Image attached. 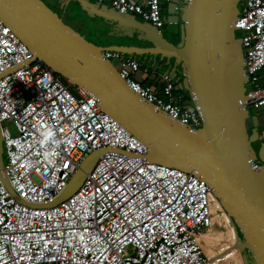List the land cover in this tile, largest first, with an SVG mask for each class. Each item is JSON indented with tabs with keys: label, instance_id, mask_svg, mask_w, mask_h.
Masks as SVG:
<instances>
[{
	"label": "built area",
	"instance_id": "built-area-1",
	"mask_svg": "<svg viewBox=\"0 0 264 264\" xmlns=\"http://www.w3.org/2000/svg\"><path fill=\"white\" fill-rule=\"evenodd\" d=\"M162 29V0H98ZM170 1V0H169ZM236 23L245 58L248 107L264 109V0H239ZM127 85L192 129L201 112L184 103L167 74L159 90L136 78L135 56L104 50ZM10 71V72H9ZM2 74H6L1 76ZM0 127L5 173L0 176V264H211L198 237L212 228L214 196L200 176L149 162L148 148L115 120L83 86L72 93L0 19ZM186 105L191 107L186 108ZM12 122L16 132L7 125ZM52 128L58 146L51 162L41 132ZM107 151L76 193L52 207L82 161Z\"/></svg>",
	"mask_w": 264,
	"mask_h": 264
},
{
	"label": "water",
	"instance_id": "water-1",
	"mask_svg": "<svg viewBox=\"0 0 264 264\" xmlns=\"http://www.w3.org/2000/svg\"><path fill=\"white\" fill-rule=\"evenodd\" d=\"M54 1H63L65 10L75 2L85 13L111 21L115 33L135 34L151 45L98 44L67 24L45 0H0V19L28 46L33 60L44 62L72 93L78 96L69 80L93 94L147 146L149 162L204 179L241 234L236 247L243 264H264V140L254 129L262 126L260 117L248 107L245 58L236 26L239 0H170V15L164 18L179 25L177 43L165 37L163 28L134 14L92 6L89 0ZM104 50L159 57L163 64L177 60L183 79L177 72L171 77L177 89L188 90L201 112L202 126L192 129L142 98L121 78L118 60L106 58ZM107 151L125 153L93 151L64 190L41 207L58 205L76 193ZM4 168L0 127V176L13 196L26 204L9 184Z\"/></svg>",
	"mask_w": 264,
	"mask_h": 264
},
{
	"label": "crops",
	"instance_id": "crops-1",
	"mask_svg": "<svg viewBox=\"0 0 264 264\" xmlns=\"http://www.w3.org/2000/svg\"><path fill=\"white\" fill-rule=\"evenodd\" d=\"M90 4L92 6L100 5L103 8L112 7L108 2H99L98 0H89ZM169 0H162V13L164 16H169ZM75 7V2H72L69 4L68 8ZM66 9V10H67ZM65 10V8H64ZM65 10V11H66ZM76 15L77 20H73V28L77 31H79L81 34H83L86 38H88L91 41H94L98 44L102 45H127V46H150L151 44L143 39H141L139 36L135 34H119L115 33L114 30L116 29V26L109 20H106L104 18H101L100 16L95 15H87V13ZM73 16L75 18V14L73 13ZM139 17V16H137ZM141 19V18H140ZM142 20V19H141ZM164 35L165 37L176 43V41H179V25L178 24H172V23H165L164 27ZM166 32V34H165ZM129 56H138V55H130ZM143 56L140 59L141 64L146 63L149 61L150 55H141ZM138 59V58H137ZM155 59V57H154ZM158 63L155 65L152 63L151 67L152 69L148 71L146 67H141V69L136 73V78L141 81L143 84L151 86L153 89L159 90L163 84V77L164 75H168L171 77L172 72H177V76L183 77V73L179 70L181 67L176 68L177 60L172 59L165 64H163L160 61V58L157 57ZM161 62V63H160ZM143 66V65H142ZM175 70V71H174ZM176 81V78L174 79ZM177 82V81H176ZM188 95H190L188 93ZM260 114L262 115L260 117ZM259 117L261 118V125L264 127V109H262L260 112H258ZM260 137L264 139V130L260 133ZM200 239V238H199Z\"/></svg>",
	"mask_w": 264,
	"mask_h": 264
},
{
	"label": "rangeland",
	"instance_id": "rangeland-1",
	"mask_svg": "<svg viewBox=\"0 0 264 264\" xmlns=\"http://www.w3.org/2000/svg\"><path fill=\"white\" fill-rule=\"evenodd\" d=\"M138 18L140 19V17H138ZM165 34H166V32H165ZM177 42L178 41H176V43ZM150 60H152V59H150ZM249 108L252 111H254L251 107H249ZM254 112H256V111H254ZM261 116L262 115L260 114V117ZM7 125H8V127H9V129H10V131L12 133H15L16 132V128H15V126H14V124L12 122H8ZM254 129L258 133H261V132H263L264 127L261 126L260 128H254ZM3 155H4V162H6L4 149H3ZM209 207H210V210L212 212V215L215 217V219L213 220L212 228L210 229L211 233L212 234H216V235L223 234L224 237H226L228 239H234L235 236L232 233H234V231H236L235 233H236V238L237 239L234 242L235 244H234L233 248L236 247L237 246L236 243H238V237H240L241 234L238 233L237 226L234 223L233 219L232 218L231 219L229 218V216L224 211V208H223L222 204L220 203V201L217 198H215V195L212 197V200H211V202L209 204ZM205 239H206L205 236H201L200 237V242L204 244ZM226 252H229V250H227ZM206 253L208 255V251L207 250H206ZM243 254L246 256V258H248L249 257V250H245L243 252ZM239 257H240V251L238 253L236 252L235 255H232V258H228L227 263L231 262V260H233V261L236 260L237 261L239 259ZM208 259L210 260L211 258H208Z\"/></svg>",
	"mask_w": 264,
	"mask_h": 264
},
{
	"label": "flooded vegetation",
	"instance_id": "flooded-vegetation-1",
	"mask_svg": "<svg viewBox=\"0 0 264 264\" xmlns=\"http://www.w3.org/2000/svg\"><path fill=\"white\" fill-rule=\"evenodd\" d=\"M226 214H227V212H226ZM229 218H230V216H229ZM235 232L236 231H234V233ZM234 233H232L235 236L234 239H228V238L224 237L223 234H221V235L220 234L219 235L212 234L211 231H209L206 235H203L206 237V239L204 241V244L202 243V245H203L205 251L206 250L208 251V256H209V258H211V264H229V263L231 264L232 262H235V261L231 260V262L227 263L228 258H232V255H235V253H236V252L229 253L233 249V246L235 244L234 242L237 239L236 233L235 234ZM238 233H240V232L238 231ZM209 234H212L213 240L211 239L212 237L208 236ZM207 241L209 242V244H207ZM227 245L229 247H227ZM227 250H229V252H226ZM226 253H229V254L224 255ZM240 256L242 259L241 252H240Z\"/></svg>",
	"mask_w": 264,
	"mask_h": 264
},
{
	"label": "trees",
	"instance_id": "trees-1",
	"mask_svg": "<svg viewBox=\"0 0 264 264\" xmlns=\"http://www.w3.org/2000/svg\"><path fill=\"white\" fill-rule=\"evenodd\" d=\"M45 2H46L48 5H50L51 8H53L54 10H57L58 13H59V15H60L61 17H63L64 21H65L67 24L71 25L72 27H74V26H73V23H72L73 20H74V19H75V20L78 19V18H76V15L79 14L80 16H82L81 14H84V13H85L77 3H75V7H73V8H69V9H67V10L65 11V10H64V2H63V1H62L61 3H57V2H55L54 0H45ZM73 13L75 14V18H74V16H73ZM87 15H88V14H87ZM75 29H76V28H75ZM135 57H136V56H135ZM142 57H143V56L138 55L136 58H138V60L140 61L139 58H142ZM147 57H149V59H152V60H149V61H147L146 63L142 64V65H143L142 67H146V68L148 69V71H149V70L152 69L151 64L153 63V64L155 65L156 63H158V61L154 59V56H153V57H152V56H147ZM182 79H183V77H181V80H182ZM175 91L183 94V96H184V103H185V104H192L191 96L188 95V93H189L188 90H186V89H177V90H175ZM215 198H216V196H215Z\"/></svg>",
	"mask_w": 264,
	"mask_h": 264
},
{
	"label": "clouds",
	"instance_id": "clouds-1",
	"mask_svg": "<svg viewBox=\"0 0 264 264\" xmlns=\"http://www.w3.org/2000/svg\"><path fill=\"white\" fill-rule=\"evenodd\" d=\"M41 144L46 147V150L43 153L44 159L51 162L55 159L56 153L52 150H48L47 146L52 145L53 147L58 146L61 142L56 138L55 131L52 128H45L41 132Z\"/></svg>",
	"mask_w": 264,
	"mask_h": 264
},
{
	"label": "bare ground",
	"instance_id": "bare-ground-1",
	"mask_svg": "<svg viewBox=\"0 0 264 264\" xmlns=\"http://www.w3.org/2000/svg\"><path fill=\"white\" fill-rule=\"evenodd\" d=\"M209 231H210V230H208L207 232L201 234V235L198 237V239H199L201 236L206 235ZM208 236H209V237H212L211 239L213 240V236H212V234H209ZM199 241H200V239H199ZM201 244H202V243H201ZM207 244H209L208 241H207ZM202 246H203V245H202ZM227 247H229V246L227 245ZM231 252H239V250L237 249V247H235V248H233L229 253H231ZM229 253H226V254H224V255H228ZM224 255H223V256H224ZM231 264H243L242 259H241V256L239 257V259H238L237 261L235 260V262H232Z\"/></svg>",
	"mask_w": 264,
	"mask_h": 264
}]
</instances>
